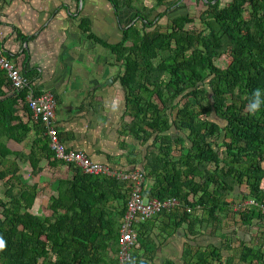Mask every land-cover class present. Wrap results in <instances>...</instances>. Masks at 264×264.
Returning <instances> with one entry per match:
<instances>
[{"label":"trees","instance_id":"16d2710c","mask_svg":"<svg viewBox=\"0 0 264 264\" xmlns=\"http://www.w3.org/2000/svg\"><path fill=\"white\" fill-rule=\"evenodd\" d=\"M108 1L115 15L124 7L135 12L118 42L99 40L86 18L81 27L122 63L117 79L125 92L128 128L152 148L141 170L122 171H140L144 199L178 201L137 224L133 251L139 225L162 216L171 227L186 223L191 241L207 229L209 238L220 241L187 243L185 264H264V108L255 116L246 111L252 93L264 89V0L223 5L204 0L206 8L197 17L168 16L164 27L159 19L183 0ZM190 1L197 5L200 0ZM193 23L203 28L187 27ZM23 75L28 86L13 91L0 69V237L5 241L0 264H117V257L108 262L103 253L109 248L118 254V221L133 185L57 159L42 122L31 127L18 114L22 102L32 117L26 101L31 74ZM31 130L28 153L6 147V140L21 143ZM174 151L179 152L176 158ZM43 159L50 168L72 173L70 179L55 178L56 194L45 216L28 211L38 185L23 183L17 175V161L28 162L36 176ZM146 183H151L147 189ZM249 200L253 203L245 204ZM114 201L119 209L110 207ZM228 220L238 227L227 229ZM243 227L256 233L243 232Z\"/></svg>","mask_w":264,"mask_h":264},{"label":"crops","instance_id":"0c3cea01","mask_svg":"<svg viewBox=\"0 0 264 264\" xmlns=\"http://www.w3.org/2000/svg\"><path fill=\"white\" fill-rule=\"evenodd\" d=\"M134 14L131 8L124 7L115 15L108 0H3L0 5V50L21 63L22 74H31L33 91L53 94L54 124L60 140L68 149L81 151L93 162L115 170H141L152 148L150 143L132 137L128 128L131 119L124 114L125 92L117 79L124 70L122 63H117L108 48L84 32L81 21L88 19L91 33L113 44L121 39L122 28L130 25ZM168 16L169 13L161 17L158 24L167 22ZM18 114L31 127L36 121L24 111L22 102L18 104ZM33 139L31 130L21 143L6 140V147L28 153ZM172 155L176 158L179 152ZM17 163L21 181L39 187L28 211L49 215L46 207L50 196L56 194L55 178L70 179L72 173L66 168H50L43 159L41 172L32 176L28 162ZM110 207L119 209L115 201ZM170 222L158 216L139 225L137 251H132L134 264H185L187 243L206 244L210 239L209 232L201 230L202 235L191 241L186 223L171 227ZM103 254L108 262L117 257L109 248Z\"/></svg>","mask_w":264,"mask_h":264},{"label":"built area","instance_id":"2783aa9c","mask_svg":"<svg viewBox=\"0 0 264 264\" xmlns=\"http://www.w3.org/2000/svg\"><path fill=\"white\" fill-rule=\"evenodd\" d=\"M3 0H0V5ZM0 69H3L10 81L13 91H19L28 86V80L21 71V63L14 62L3 55L0 50ZM28 107L31 110L34 120H40L45 128V134L49 139V147L54 151L57 159L74 164L85 173L116 175L121 179L129 180L133 187L129 193L126 211L121 220L118 239L117 264H130L132 261V251L136 241L134 228L138 223L151 218L162 209H170L178 205L174 198L159 201L156 199L146 200L142 196V185L144 178L140 171L132 172L111 171L105 165L93 162L81 151L66 150L64 144L59 139L58 130L54 124L56 100L53 94L41 91L37 95L29 88L26 96ZM253 201H246L251 204ZM187 211H190L187 209ZM264 212V207H262Z\"/></svg>","mask_w":264,"mask_h":264},{"label":"rangeland","instance_id":"374dc122","mask_svg":"<svg viewBox=\"0 0 264 264\" xmlns=\"http://www.w3.org/2000/svg\"><path fill=\"white\" fill-rule=\"evenodd\" d=\"M229 0H221V4H225L226 2H228ZM206 8V3L204 0H200L197 5H194L190 0H183L182 2H180L179 4H177L175 7H173L168 13H169V16H176V15H179V14H184V13H188L190 16H192L193 18L197 17L200 12L202 10H204ZM165 20H162L161 23H160V26L161 27H164L166 24ZM164 24V25H163ZM187 27H194L195 29L199 30V29H202L203 26L199 23H193V24H189ZM191 102H193V100L190 99ZM206 104V101L204 102ZM221 125H224L223 122H219ZM3 183L0 181V195L3 194L4 192V188H3ZM226 227L227 229H231L232 227H238V224H236L235 222L233 221H227L226 222ZM241 228V227H240ZM242 231L243 232H248L252 235H254V233H256L255 229H247V228H242ZM207 232H209V230L207 229ZM208 242L210 243H213L215 245H219L220 241L217 239V238H210V239H207ZM233 245L235 246L236 243H233ZM264 249V248H263ZM225 254V253H224ZM226 255V254H225Z\"/></svg>","mask_w":264,"mask_h":264},{"label":"clouds","instance_id":"9594fccd","mask_svg":"<svg viewBox=\"0 0 264 264\" xmlns=\"http://www.w3.org/2000/svg\"><path fill=\"white\" fill-rule=\"evenodd\" d=\"M262 108H264V89H256L252 93L251 98L246 105V111L249 115L255 116L262 110ZM4 247L5 241L2 237H0V250H2ZM130 264H134V262H130Z\"/></svg>","mask_w":264,"mask_h":264},{"label":"water","instance_id":"95a60500","mask_svg":"<svg viewBox=\"0 0 264 264\" xmlns=\"http://www.w3.org/2000/svg\"><path fill=\"white\" fill-rule=\"evenodd\" d=\"M219 122H221V120H218Z\"/></svg>","mask_w":264,"mask_h":264}]
</instances>
